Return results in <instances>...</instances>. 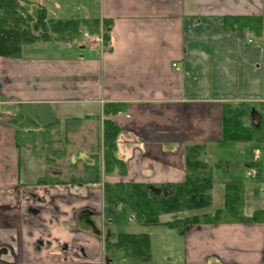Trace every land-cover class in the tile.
<instances>
[{"label":"crops","instance_id":"crops-1","mask_svg":"<svg viewBox=\"0 0 264 264\" xmlns=\"http://www.w3.org/2000/svg\"><path fill=\"white\" fill-rule=\"evenodd\" d=\"M27 1L55 18L110 21V39L87 32V41L58 42L67 48L34 45L20 57L0 56V264H170L159 260L149 233L151 262L108 259L106 238L147 226L125 203L109 213L105 183L181 182L190 145H203L214 167L212 204L172 214L213 213L229 181L243 184L247 215L264 210V32L255 37L224 23L233 16L264 23V0ZM108 103L125 109L107 114ZM107 120L119 127L124 175L102 169L96 183H38L49 174L68 180L71 164L92 163L97 147L102 159ZM85 122L91 128L78 150L69 140ZM28 131H44L45 144L19 145L17 133ZM58 131L64 143L53 140ZM229 143L252 156L223 159ZM256 154L262 170L253 177ZM182 235L180 264H264V221L190 225Z\"/></svg>","mask_w":264,"mask_h":264},{"label":"trees","instance_id":"trees-1","mask_svg":"<svg viewBox=\"0 0 264 264\" xmlns=\"http://www.w3.org/2000/svg\"><path fill=\"white\" fill-rule=\"evenodd\" d=\"M29 6H33L30 8ZM225 26L229 31L244 33L250 31L255 37H261L264 23L261 17L233 16L225 18ZM85 28L91 35L103 36L108 43L111 22L100 21L99 18L63 17L55 18L45 7L35 5L27 0H0V56L20 57L23 48L34 46L39 42H67L82 38ZM125 109V105L108 103L107 114L117 113ZM232 123H236L232 119ZM238 123V122H237ZM70 127V125H69ZM72 132V131H70ZM76 131L73 132V135ZM118 125L107 120L104 123L103 153L98 147L93 151L92 163H85L78 158L69 179L58 175H45L39 184L96 183L100 181L102 169L106 174L116 170L124 175L125 162L118 156ZM41 139L36 144L37 139ZM44 131H28L17 133L19 145L29 146L45 144ZM98 146V145H97ZM80 148H78L79 150ZM77 150V151H78ZM55 156L47 154V159ZM260 162L255 165L262 170ZM103 164V168L102 165ZM186 177L178 183H167L160 186L147 183H105V201L108 211L114 215L123 203L135 213V218L143 225H165L177 229L184 234L190 225L203 224H235L264 221V210H257L253 215L245 213L244 186L238 181L225 184L223 207L213 213H202L187 216L183 219L161 221V216L195 209L207 208L212 204L213 172L205 159L203 145H190L185 152ZM218 166V164L216 165ZM105 252L109 260H130L138 263L152 261V242L148 233L120 232L105 239Z\"/></svg>","mask_w":264,"mask_h":264},{"label":"rangeland","instance_id":"rangeland-1","mask_svg":"<svg viewBox=\"0 0 264 264\" xmlns=\"http://www.w3.org/2000/svg\"><path fill=\"white\" fill-rule=\"evenodd\" d=\"M36 5V4H35ZM30 8H32L33 6H29ZM43 7V6H42ZM83 30V35L81 39L78 40H72V41H67V42H73V41H84V39L87 41V35H85L86 32H88L85 28H82ZM100 36H102L101 34H99ZM94 36H98V35H94ZM103 38V36H102ZM65 42V41H63ZM81 42V41H80ZM57 44H59L58 42L55 43H48V42H39L37 45H39V47L41 48H45L52 46H56ZM64 44V43H63ZM59 46H61L59 44ZM31 47V46H29ZM62 48H67L68 46H61ZM74 51L76 52H80V53H84L85 51L80 48L79 46H75ZM41 111V110H40ZM44 110H42L43 112ZM45 113V112H44ZM46 114V113H45ZM82 128L78 133H75L73 135V139L70 137V142L77 145L79 148L82 147V143H84L82 141V138H84V134L88 133V130H90V125H88V123H84L82 125ZM55 132V131H54ZM54 134V133H53ZM86 136V135H85ZM53 137L54 141H58V142H62L64 143V139H65V134L62 131H58L57 134H55ZM91 141H95L94 137L90 138ZM40 138L38 139V141L40 142ZM94 142V143H95ZM252 150L253 149H249L247 153L244 154V156L242 157L241 155L238 154L237 150L234 148V145L229 143L225 148H223L221 150V157L223 159H237L238 156H240L241 158H245L247 156L251 157L252 156ZM242 159V160H243ZM65 164V157L62 158V165L60 166V168L63 170ZM242 178L244 181L248 182L250 181L252 178L246 176L247 170H243L242 171ZM59 176V175H58ZM67 178H69L67 176ZM245 178V179H244ZM187 213L189 212L190 214L193 213V211H186ZM128 216V215H126ZM161 219L163 221H168V220H176L178 219V215L175 214H169V215H162ZM147 227H145L143 229V232L149 233L153 235V246L157 251L159 260L165 259L166 262L170 263V264H180L183 261V256H184V237L182 234L179 233V231L177 229H172L169 228L168 226L165 225H158L157 227H155L154 225H146ZM126 230H131L129 227H125Z\"/></svg>","mask_w":264,"mask_h":264},{"label":"built area","instance_id":"built-area-1","mask_svg":"<svg viewBox=\"0 0 264 264\" xmlns=\"http://www.w3.org/2000/svg\"><path fill=\"white\" fill-rule=\"evenodd\" d=\"M85 35L88 36V33L86 32ZM252 36H253V35H251V34H248V35H247L249 41H252ZM96 39L99 40V37L96 36ZM258 161H259V157H258V155L256 154V155L254 156V159H253V161H252L250 167H249V169H250V174H251L253 177H255V176L258 174V169H257V167H256V165H255Z\"/></svg>","mask_w":264,"mask_h":264}]
</instances>
